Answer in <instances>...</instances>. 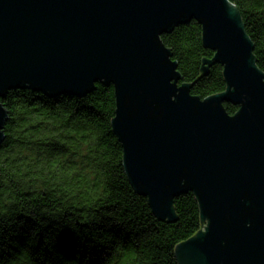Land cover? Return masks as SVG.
Wrapping results in <instances>:
<instances>
[{
	"label": "water",
	"instance_id": "obj_1",
	"mask_svg": "<svg viewBox=\"0 0 264 264\" xmlns=\"http://www.w3.org/2000/svg\"><path fill=\"white\" fill-rule=\"evenodd\" d=\"M191 19L214 51L201 71L220 62L226 83L203 99L178 84L159 37ZM253 49L230 0H0V99L113 84L112 127L133 187L159 220H176L186 190L198 203L202 227L176 246L179 264H264V72ZM7 118L0 101V144Z\"/></svg>",
	"mask_w": 264,
	"mask_h": 264
},
{
	"label": "trees",
	"instance_id": "obj_2",
	"mask_svg": "<svg viewBox=\"0 0 264 264\" xmlns=\"http://www.w3.org/2000/svg\"><path fill=\"white\" fill-rule=\"evenodd\" d=\"M251 38L264 72V0H230ZM191 19L159 37L170 49L190 93L225 90L223 65L204 59ZM7 111L0 144V264H179L176 246L201 227L194 193L174 198L176 220H159L148 198L131 184L123 148L112 127L113 84L96 82L85 96H48L29 87L0 99ZM232 115L238 106L223 103Z\"/></svg>",
	"mask_w": 264,
	"mask_h": 264
},
{
	"label": "rangeland",
	"instance_id": "obj_3",
	"mask_svg": "<svg viewBox=\"0 0 264 264\" xmlns=\"http://www.w3.org/2000/svg\"><path fill=\"white\" fill-rule=\"evenodd\" d=\"M204 65H206V64H204Z\"/></svg>",
	"mask_w": 264,
	"mask_h": 264
}]
</instances>
